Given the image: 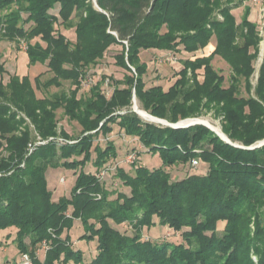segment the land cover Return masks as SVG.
<instances>
[{
    "label": "trees",
    "instance_id": "1",
    "mask_svg": "<svg viewBox=\"0 0 264 264\" xmlns=\"http://www.w3.org/2000/svg\"><path fill=\"white\" fill-rule=\"evenodd\" d=\"M246 1L0 0V43L26 39L29 64L51 73L34 81L14 73L5 82L0 54V230L16 229L17 248L32 264H84L69 234L76 219L85 229L80 239L97 240L88 264H264V144L257 146L264 140V60L253 84L262 36ZM240 6L238 22L233 9ZM57 25L71 28L75 40ZM213 38L215 48L184 59L168 89L146 87L142 51L193 55ZM113 45L121 47L115 64L125 70L123 79L102 76L82 91L89 69ZM216 56L231 68L228 85L213 64ZM106 79L114 87L109 97ZM243 83L248 96L241 94ZM51 87L59 91L37 95ZM134 95L144 110L171 123L213 111L232 143L204 124L146 122L132 110ZM59 111L82 128L79 136L59 129ZM114 125L163 160L154 169L138 161L134 174L117 167L129 194L109 190L98 176L118 156L108 138ZM38 137L46 142L36 144ZM94 152L97 171L86 172ZM194 159L206 166L204 173L174 179L167 169L192 166ZM57 167L77 175L71 196L58 201L47 178ZM124 223L132 234L120 229ZM156 225L181 232V240L147 239L144 230ZM44 241L49 248L41 258Z\"/></svg>",
    "mask_w": 264,
    "mask_h": 264
},
{
    "label": "rangeland",
    "instance_id": "2",
    "mask_svg": "<svg viewBox=\"0 0 264 264\" xmlns=\"http://www.w3.org/2000/svg\"><path fill=\"white\" fill-rule=\"evenodd\" d=\"M247 4L251 5L252 12L250 18L253 21H256L259 24L260 30H264V0H247ZM235 15L241 19L244 13V8H239L236 10ZM59 31L63 32L67 37L71 40H75V35L73 30L66 29L63 25H57ZM2 31L0 30V36ZM26 39H18V42L15 40L2 39L0 43V54L2 55V61L5 63L6 73L2 76L3 80L6 82L9 79V76L17 73L20 76L28 75L32 81H34L35 77L39 74H43V79H46L51 76V73L48 72V67L41 63H37L35 65L29 64L28 54L26 52L25 44ZM216 42V39L213 38L210 44L204 48L199 50L197 54H183V53H173L168 50H145L141 52L142 61H145L148 64V71L144 76L146 81V87H151L153 85H162L165 89H168L173 82L176 80L177 72L183 67L182 61L188 57L195 58L199 55L209 54L213 49L212 47L209 49V46H213ZM121 47L118 45H113L106 52L105 57L97 64L96 66H92L89 69L88 77L86 78L82 91H87L90 86L96 83L98 80L102 78V76L113 75L117 79H123L125 70L115 64V55L120 51ZM213 64L215 68H217L225 77V84L228 85L230 81L231 68L227 64V62L222 59L220 56H216L213 60ZM260 61L258 62V58L255 60L254 65L256 68L255 73L252 76V83L256 84L258 72L260 68ZM200 72V79L203 78V71ZM1 77V76H0ZM70 87L69 82L64 85V88L68 89ZM113 85L106 79L102 84V89L105 94L109 97L113 91ZM59 91L57 87H51L48 91L37 90V95L41 97L43 94H52L54 92ZM81 91V92H82ZM241 94L244 96H248V93L245 89L244 83L241 85ZM136 95L133 96V99ZM135 106L141 107V104L136 96ZM134 106V101L132 105V110ZM144 110V109H143ZM146 111V110H145ZM148 112V111H146ZM150 114V113H149ZM140 115V114H139ZM151 115V114H150ZM140 117L150 123L162 124L158 119H145L141 115ZM59 129L64 128L68 131L70 135L73 137H77L81 133V127L76 122H70L66 117L63 116L62 112L59 111ZM159 118V117H158ZM162 119V118H161ZM194 119H199L210 126H212L215 130L221 129V118L217 117L213 111H210L208 114L203 115L201 117H191L187 119H183L185 122L193 121ZM166 120V119H165ZM190 120V121H186ZM181 121V120H180ZM183 121V122H184ZM165 125V124H163ZM168 126V125H167ZM211 129V128H210ZM214 131V130H213ZM222 133H224L222 131ZM112 139L117 147L118 156L116 158L110 159L104 168L98 171V174L101 176V180L106 188L114 191H123L125 193H130V188L125 186L123 182L117 177V167L121 165L123 168L134 174V170L131 168L134 167V163H142L144 166L154 169L161 167L163 165V160L160 154L150 153L146 147H144L137 138H133L130 135L125 134L124 130L120 129L118 125H114V130L110 133L109 137ZM61 139H59L60 141ZM41 141V142H39ZM98 141L102 143V146L105 147V139L100 136ZM46 141L38 140L36 144H41ZM63 142V141H61ZM30 151L32 152V145L30 146ZM34 149V148H33ZM96 153H93L92 160L87 163L85 166L86 172H96L97 169L93 166L92 161L95 159ZM168 171L171 172L172 177L174 179H183L186 175L190 173H204L206 170V166L202 163L197 167L191 166L190 163L182 166L181 164L173 165L167 168ZM1 174V173H0ZM48 178V186L50 190L53 192L54 200L58 201L61 197H70L73 187L76 183V172L72 169H67L64 167L50 168L47 172ZM98 199L102 197L101 194H97ZM116 197V195L111 196V198ZM70 212V211H69ZM68 212V214H69ZM71 213V212H70ZM116 224V223H115ZM117 225V224H116ZM158 228L162 231V233H156V229H145L144 236L148 239H153L156 241H163L165 238L170 241H180L181 240V232H176L173 229L167 227L164 229L163 226L158 225ZM120 229L129 234L133 233V229L127 223L120 225ZM71 241L73 244V248L75 250H81L84 256V264H88L91 262L94 257L97 255V240L88 241L86 239H80L82 235L85 234V229L83 223L80 219H76L74 221V225L71 228L70 232ZM16 237V229L15 228H7L0 230V264H17L23 257V253L19 252L16 242L14 241ZM44 243V242H43ZM41 244V246L43 245ZM44 253L40 254L42 258ZM57 264H62L57 263ZM69 264H75L72 261Z\"/></svg>",
    "mask_w": 264,
    "mask_h": 264
},
{
    "label": "built area",
    "instance_id": "3",
    "mask_svg": "<svg viewBox=\"0 0 264 264\" xmlns=\"http://www.w3.org/2000/svg\"><path fill=\"white\" fill-rule=\"evenodd\" d=\"M260 34L262 36V40H261V43H260V53H259V56H258V62L260 61V63L262 64V62L264 60V30L263 29L260 30ZM26 47L27 46H25V48ZM39 142H41V141H39ZM33 148H34V146H32L31 150H33ZM198 165H200V160L194 159L192 161V166L197 167ZM98 176L101 179L100 174H98ZM48 248H49L48 243L46 241H44L43 245L40 247V249H38L37 255H40L42 252L43 253L46 252L48 250ZM17 264H32L31 256L28 253H25L23 255V257L21 258V260L19 262H17Z\"/></svg>",
    "mask_w": 264,
    "mask_h": 264
},
{
    "label": "water",
    "instance_id": "4",
    "mask_svg": "<svg viewBox=\"0 0 264 264\" xmlns=\"http://www.w3.org/2000/svg\"><path fill=\"white\" fill-rule=\"evenodd\" d=\"M134 101V106H133V111L137 112L138 114H140V111L136 108L135 106V102H136V96L134 97L133 99ZM141 115V114H140ZM155 118H157L159 120L160 123L162 124H165V125H168V126H172V127H187V126H190V125H193V124H204L206 126H208L209 128H211L212 130H214L222 139H224L225 141L229 142V143H232V141L228 138V136L225 134V133H220L218 132L217 130H215L212 126H210L209 124H207L206 122L202 121V120H194V121H190L188 123H183L184 120H181L177 123H171L165 119H161V118H158L156 116H153ZM264 144V140L261 141L257 146H260ZM250 148H253V147H250Z\"/></svg>",
    "mask_w": 264,
    "mask_h": 264
},
{
    "label": "bare ground",
    "instance_id": "5",
    "mask_svg": "<svg viewBox=\"0 0 264 264\" xmlns=\"http://www.w3.org/2000/svg\"><path fill=\"white\" fill-rule=\"evenodd\" d=\"M212 46H209V49L211 48ZM137 101V100H136ZM137 109L140 111V114H141V116L143 117V118H145V119H153V115H150L148 112H146L145 110H143V109H141L140 107H137ZM155 118V117H154ZM155 119H157V118H155ZM194 120H197V119H194ZM193 120V121H194ZM186 121H190V120H186ZM183 123H188V122H183ZM218 132H220V133H222V131H221V129H216Z\"/></svg>",
    "mask_w": 264,
    "mask_h": 264
},
{
    "label": "crops",
    "instance_id": "6",
    "mask_svg": "<svg viewBox=\"0 0 264 264\" xmlns=\"http://www.w3.org/2000/svg\"><path fill=\"white\" fill-rule=\"evenodd\" d=\"M244 8V6H240V7H238V8H235V9H233V13L236 11V10H238L239 8ZM251 12H252V10H251ZM235 14V13H234ZM236 16V15H235ZM251 16V15H250ZM236 19H237V21L238 22H240L241 21V19H239L237 16H236ZM251 19V18H250ZM215 45H216V42H215V44L212 46V49H214L215 48ZM201 50V49H200ZM199 52V51H198ZM162 226V225H161ZM164 227V229H166L168 226H163ZM152 228H154V229H156L157 231H156V233H162V231L158 228V225H156V226H153ZM151 229V228H150ZM145 231V230H144Z\"/></svg>",
    "mask_w": 264,
    "mask_h": 264
}]
</instances>
